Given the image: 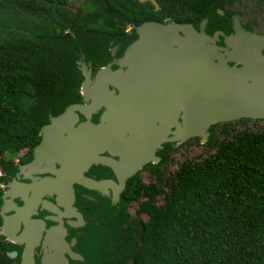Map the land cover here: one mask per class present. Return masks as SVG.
<instances>
[{
	"label": "trees",
	"instance_id": "16d2710c",
	"mask_svg": "<svg viewBox=\"0 0 264 264\" xmlns=\"http://www.w3.org/2000/svg\"><path fill=\"white\" fill-rule=\"evenodd\" d=\"M225 1L0 0V207L3 185L18 162L33 159L50 116L82 102V56L98 71L115 40L148 21L199 25L211 17L209 32H229L218 13ZM249 122L264 120L213 127L216 153L183 162L166 179L154 166L159 179L148 186L134 180L129 197L145 198L139 213L147 221L129 241L128 264H264V129L237 130ZM2 245L0 264H10Z\"/></svg>",
	"mask_w": 264,
	"mask_h": 264
},
{
	"label": "water",
	"instance_id": "95a60500",
	"mask_svg": "<svg viewBox=\"0 0 264 264\" xmlns=\"http://www.w3.org/2000/svg\"><path fill=\"white\" fill-rule=\"evenodd\" d=\"M241 4L231 1L218 13H239ZM243 16L233 17L229 32H209L211 17L199 25L132 24L96 73L93 61L82 56V102L50 116L33 160L9 177L1 198L0 236L23 246L29 234L18 237L14 222L23 218L28 228L44 226L34 219L42 205L54 214L52 222L63 225L61 208L75 210L76 184L90 190L113 184L86 177L95 165L111 168L124 182L149 164H160L157 152L169 145L181 147L193 139L207 144L213 127L264 120V13L254 30L242 24ZM97 115L99 123L93 121ZM107 152L121 161L102 156ZM47 195L56 198L48 206ZM20 198L25 206L15 210ZM11 211L17 213L9 216ZM32 239L22 264H36Z\"/></svg>",
	"mask_w": 264,
	"mask_h": 264
},
{
	"label": "flooded vegetation",
	"instance_id": "af4514ba",
	"mask_svg": "<svg viewBox=\"0 0 264 264\" xmlns=\"http://www.w3.org/2000/svg\"><path fill=\"white\" fill-rule=\"evenodd\" d=\"M231 1H241L242 4L239 13L227 10L222 15L226 23L232 25L233 17L243 14L242 24L248 30H254V26L258 24L260 16L264 13V0H226L224 7ZM127 33H131V28ZM93 121L99 123V116H94ZM126 138L129 139V133ZM127 143L129 146V141ZM180 148L176 145H169L165 150L157 152V156L163 157L162 154L166 153L168 162L172 165ZM102 156L114 157L117 161H121L120 155L110 152ZM29 162H18L17 169ZM167 163H163L162 160L158 165L149 164L139 174L125 179L124 182L123 177L111 168L104 165L93 166L86 174L87 178L93 181H112L113 184L104 190H90L83 185L76 184V201L73 206L75 210L68 212L65 207L61 208L65 213L63 225L51 221L55 216L49 209H44V205L39 208L38 215L34 218L45 222L44 226L40 225L37 230L28 228L23 218L17 219L14 222V227H18L17 236L24 238L26 234H29V237L24 238L25 244L22 246L13 244L8 238L0 236V239H3L1 247L3 257H7L10 264H22L26 249L30 247L34 235L32 249H34L36 264H128L126 260L129 258V241L133 238H140L144 223L147 221V215L139 213L141 203L145 198L140 199L136 195L129 197L130 189L136 184L134 180L137 181V187L139 185L148 186L153 181L156 183L159 178L154 174V166H160L164 179L172 176L165 173ZM7 186L8 183L3 185L5 191L1 198L6 193ZM51 196L47 195L45 198L47 199L46 206L49 202L56 201V198ZM15 203L17 208L15 210L25 206L21 198L15 200ZM8 213L11 216L17 212ZM3 224L2 221L1 229ZM60 225L62 228H59ZM51 231L53 233H50ZM118 257H121V260Z\"/></svg>",
	"mask_w": 264,
	"mask_h": 264
},
{
	"label": "rangeland",
	"instance_id": "374dc122",
	"mask_svg": "<svg viewBox=\"0 0 264 264\" xmlns=\"http://www.w3.org/2000/svg\"><path fill=\"white\" fill-rule=\"evenodd\" d=\"M146 1V0H143ZM237 130L243 131V130H255L260 131L264 129V123H255V122H249L247 124H238L236 126ZM220 128L218 127L215 130V133L217 135V141H221L220 138ZM218 143H207L203 144L200 139H193L189 141L188 143L181 146L179 151L176 153L174 157V162L171 165L169 162L166 165L165 173L167 175H173L180 167V165L188 160L195 161V162H201L211 154H214L217 152ZM154 182V181H153ZM152 182V183H153Z\"/></svg>",
	"mask_w": 264,
	"mask_h": 264
}]
</instances>
